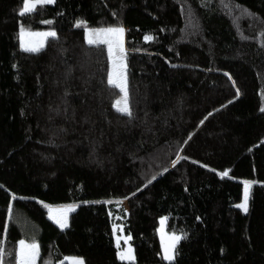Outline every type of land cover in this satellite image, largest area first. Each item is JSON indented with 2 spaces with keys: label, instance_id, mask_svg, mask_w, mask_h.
Here are the masks:
<instances>
[{
  "label": "trees",
  "instance_id": "trees-1",
  "mask_svg": "<svg viewBox=\"0 0 264 264\" xmlns=\"http://www.w3.org/2000/svg\"><path fill=\"white\" fill-rule=\"evenodd\" d=\"M22 7L0 0L2 264L33 236L37 264H264V0ZM79 22L125 28L131 115L115 108L106 46ZM23 27L57 36L26 52ZM64 206L77 209L61 229L49 209ZM164 217L184 237L173 262ZM116 225L135 262L119 258Z\"/></svg>",
  "mask_w": 264,
  "mask_h": 264
},
{
  "label": "snow or ice",
  "instance_id": "snow-or-ice-1",
  "mask_svg": "<svg viewBox=\"0 0 264 264\" xmlns=\"http://www.w3.org/2000/svg\"><path fill=\"white\" fill-rule=\"evenodd\" d=\"M54 0H35L34 3L29 0V2H25V0H22L23 3V11L20 13L21 15H24L25 13H30L33 10H35L37 7L51 4ZM122 28L117 29H105V30H99L96 32H89L88 34V40L87 43L89 45H97V44H106L108 46L107 51L109 55L112 56V71L107 77V83L110 86H114L119 89V92L123 93L122 100H119L116 102V106L118 110L122 113H125L127 115H131L130 109L128 107L127 103V88L125 86V79L123 74V65L120 64L117 65L116 56L113 53V47L115 46L117 49L120 50L122 53V43L119 39L120 36L123 34ZM25 35L24 31H21V36ZM37 35L43 36V37H55L56 33L54 31H48L44 33H38ZM146 40L152 39L150 36L145 37ZM24 51L30 52V53H36L40 51V48L42 47V41L41 42H34V41H24ZM264 111V109H262ZM178 162V161H177ZM224 176H227L228 173L224 172ZM250 186L249 182H246V187L244 189V196H243V203L238 204L237 207L242 209L244 212L248 211V187ZM71 208L64 209L63 212H69L71 211ZM61 228L66 227V223L64 222V218L61 217L57 219L56 221ZM184 238L182 235H176L172 234L168 237V240L170 243L165 244L164 246V259L166 260H173L174 259V249L176 244ZM130 239V237H129ZM117 247L119 248L120 242L119 240L116 241ZM38 253V246L35 244L32 245H26L24 241H20V251H19V260L20 264H35L36 257ZM12 255H15L13 253ZM3 253H0V264H2L3 261ZM120 258L121 260H133L134 256L132 253V249L128 248L126 250H123L120 252ZM74 264H83L82 260H77L74 262Z\"/></svg>",
  "mask_w": 264,
  "mask_h": 264
},
{
  "label": "rangeland",
  "instance_id": "rangeland-1",
  "mask_svg": "<svg viewBox=\"0 0 264 264\" xmlns=\"http://www.w3.org/2000/svg\"><path fill=\"white\" fill-rule=\"evenodd\" d=\"M25 2H29V0H25ZM32 3L35 2V0H31ZM56 2V0H54L53 3L51 4H46V5H52ZM23 11V7L21 8L20 10V13ZM34 11V10H33ZM32 11V12H33ZM27 14V13H25ZM79 26L83 27L84 30H85V35H86V40H88V34L89 32H96V31H99V30H105V29H117V28H122L124 31H123V34L122 36L119 37L121 43H122V53L120 52L119 49H117L115 46L113 47V53L115 54L116 56V61H117V65L119 66L120 64L123 65V74H124V79H125V86L127 88V103H128V107L130 109V106H129V92H128V83H127V64H126V57H125V52H126V44H125V40H126V30L124 27L122 26H118V27H111V28H104V29H93V28H90L85 22H79L78 23ZM24 31L25 35L21 36V32H20V44H21V48L22 50H24V41H34V42H41L42 41V47L40 48V51L42 49L45 48L46 44H47V41L52 38V37H43V36H40V35H37L38 33H44V32H48V31H54L56 33L55 30H46V31H32L30 29H27V28H21V31ZM56 36H57V33H56ZM55 36V37H56ZM97 45H104L106 46V48H108V46L106 44H97ZM39 52V51H38ZM109 54V53H108ZM109 60H110V71H109V74L111 73L112 71V56L109 55ZM123 98V93H121V96L120 98L117 100H122ZM115 108L118 110L117 106H116V103H115ZM119 111V110H118ZM125 114V113H124ZM246 187V184L244 185V189ZM249 194H250V186L248 187V204H247V207H249ZM243 203V202H242ZM126 205V208H127V204ZM239 211L243 212V213H246L244 212L242 209L238 208ZM70 217V216H69ZM68 217V218H69ZM67 218V219H68ZM69 221V220H68ZM167 222H168V219L166 217L162 218L160 220V225H159V229H158V233H159V237H160V240H161V245H162V256H163V259H164V246L165 244L167 243H170V241L168 240V237L171 236L172 234H176V235H181V234H178V233H169L167 231ZM67 225H68V222H67ZM115 233H116V240H119L120 242V252L123 251V250H126L128 248H131L132 249V253H133V256H134V259L133 260H122V261H125V262H135V254H134V250H133V247L132 245L130 244V239L129 237H127L125 234H124V230L121 226H118L116 225L115 226ZM25 242L26 245H32V244H35L38 246V253H37V257H36V261H35V264L38 263V259H39V254H40V247H39V242H38V239L37 237L33 236V238L29 239V240H22ZM181 241V240H180ZM180 241L176 244L175 246V249H174V259L169 261V260H166L164 259L165 261L167 262H173L176 258V249H177V246L178 244L180 243ZM19 251H20V243H19ZM119 258H120V253H119ZM121 259V258H120ZM18 264H20V260H18Z\"/></svg>",
  "mask_w": 264,
  "mask_h": 264
},
{
  "label": "crops",
  "instance_id": "crops-1",
  "mask_svg": "<svg viewBox=\"0 0 264 264\" xmlns=\"http://www.w3.org/2000/svg\"><path fill=\"white\" fill-rule=\"evenodd\" d=\"M67 208H71L72 210L71 211H69V212H63V210L64 209H67ZM77 209V206H64V207H51L50 209H49V218L51 219V221L52 222H54L59 228H61L60 227V225L56 222L57 221V219H59V218H61V217H63L64 218V222L66 223V225H67V222L69 223V216H70V214L72 213V212H74L75 210ZM68 218V219H67ZM68 226V225H67ZM66 226V227H67ZM66 227H63V228H61V229H64V228H66ZM77 260H81V259H67V261L70 263V264H74V262L75 261H77ZM83 261V260H82ZM83 264H85L84 263V261H83Z\"/></svg>",
  "mask_w": 264,
  "mask_h": 264
}]
</instances>
